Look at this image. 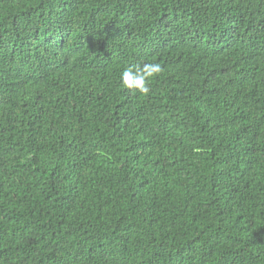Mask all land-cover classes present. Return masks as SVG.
<instances>
[{"label":"trees","instance_id":"obj_1","mask_svg":"<svg viewBox=\"0 0 264 264\" xmlns=\"http://www.w3.org/2000/svg\"><path fill=\"white\" fill-rule=\"evenodd\" d=\"M0 264H264V0H0Z\"/></svg>","mask_w":264,"mask_h":264},{"label":"clouds","instance_id":"obj_2","mask_svg":"<svg viewBox=\"0 0 264 264\" xmlns=\"http://www.w3.org/2000/svg\"><path fill=\"white\" fill-rule=\"evenodd\" d=\"M162 68L159 64H145L142 68H126L120 76L121 84L129 90H136L140 94L147 95L151 91L149 81L159 75Z\"/></svg>","mask_w":264,"mask_h":264}]
</instances>
